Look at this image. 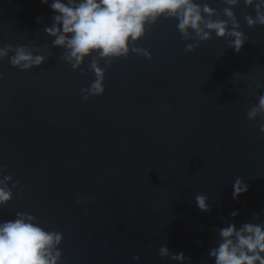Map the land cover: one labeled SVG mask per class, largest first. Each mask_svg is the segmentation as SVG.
Here are the masks:
<instances>
[{
  "label": "water",
  "instance_id": "1",
  "mask_svg": "<svg viewBox=\"0 0 264 264\" xmlns=\"http://www.w3.org/2000/svg\"><path fill=\"white\" fill-rule=\"evenodd\" d=\"M233 11L247 37L239 52L214 33L185 52L193 41L161 18L138 41L151 59L113 60L104 93L85 101L80 90L94 74L87 59L81 73L49 48V6L0 0V47L35 45L50 56L27 71L0 60V165L23 185L0 220L22 211L63 233V264H177L158 255L162 244L183 251L185 264H214L217 228L264 221V121L246 115L264 92L256 87L264 85V26H247L244 16L255 13L243 0ZM238 177L248 190L233 199Z\"/></svg>",
  "mask_w": 264,
  "mask_h": 264
},
{
  "label": "clouds",
  "instance_id": "2",
  "mask_svg": "<svg viewBox=\"0 0 264 264\" xmlns=\"http://www.w3.org/2000/svg\"><path fill=\"white\" fill-rule=\"evenodd\" d=\"M40 3L48 5L54 13L51 24L44 28L51 38V47H46L62 49L60 58L81 73L84 72L81 66L88 60L87 69L94 74V80L80 90L85 101L104 93L105 72L113 60L127 58L130 52L151 59L149 50L139 46L138 41L161 18L175 19L182 39L193 41L185 45V52H192L200 42L211 39L213 33L235 52L247 40L233 11L241 0H222L225 7L221 10L200 0H40ZM243 4L255 13L244 16L247 26H264V0H243ZM40 22L38 17L37 23ZM5 57L12 67L27 71L41 66L50 56L42 54L35 45L5 44L0 47V60ZM237 74L240 73L234 76ZM256 87L264 85L257 83ZM246 115L249 120L260 117L264 121V92L257 96ZM259 132L264 133V123L260 124ZM15 188L22 192L23 185L14 181L11 174H5L4 166L0 165V207L12 199ZM247 190L243 179L236 178L233 199ZM207 201L206 195L195 196L201 211L210 210ZM230 215L237 216L238 210ZM216 231L215 246L208 252L214 264H264V221L244 222L240 226L229 222ZM62 240L63 233L42 226L30 213L17 211L13 219L0 220V264H63ZM158 255L177 264L190 260L183 251L171 252L166 244L158 248ZM133 259L138 261L140 257Z\"/></svg>",
  "mask_w": 264,
  "mask_h": 264
}]
</instances>
